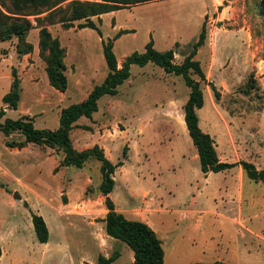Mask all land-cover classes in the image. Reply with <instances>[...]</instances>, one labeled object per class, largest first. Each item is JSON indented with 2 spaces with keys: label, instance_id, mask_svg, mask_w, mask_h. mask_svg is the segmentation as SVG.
<instances>
[{
  "label": "rangeland",
  "instance_id": "obj_1",
  "mask_svg": "<svg viewBox=\"0 0 264 264\" xmlns=\"http://www.w3.org/2000/svg\"><path fill=\"white\" fill-rule=\"evenodd\" d=\"M122 1L120 10L100 16V21L93 18L101 35L91 29L78 31L80 22H75L72 30L60 24L50 26L66 50L69 86L64 94L50 85L38 49L29 57V69L23 72L17 58L3 56L8 42L0 41V110L16 69L20 72V103L6 117L17 120L31 114L37 129L55 130L63 109L84 101L96 85L103 83L108 68L100 37L106 41L120 37L114 48L118 59L143 53L152 39L158 51L173 45L174 62L180 64L205 23L206 45L195 60L220 98H215L209 84L201 83L205 104L198 116L202 129L210 131L223 162L246 161L264 169V16L259 9L264 0ZM125 31L129 33L120 36L119 32ZM38 34V29L32 30L29 41L36 44ZM176 40L186 46L177 48L173 44ZM103 66L105 70L93 78H84L83 86L76 85L71 70L87 76L91 68L101 70ZM32 74L35 82L30 80ZM192 77L199 80L197 75ZM118 90L116 96H103L99 111L91 118H80L83 126L71 133L78 147H82L80 140H98L104 134L113 139L121 134L113 140L111 155L113 163H125L117 168L118 183L112 192L117 208L126 214L133 208L150 210L145 216L163 240L165 264H212L221 258L227 264H264V241L247 232L264 235V182L250 180L241 167L212 173L206 179L186 125L184 128L168 115L183 110L189 99L190 88L183 77L168 74L154 64L133 65L131 77ZM116 120L122 124H115ZM113 129L117 130L115 136L110 134ZM18 138L14 135L12 140ZM6 141L0 132V252L7 250L0 264L96 263L103 249L110 256L120 253L113 264L134 263L133 251L125 243L108 244L102 238L105 204L95 203V212H86L83 204L68 206L67 196L60 193L70 185V178L75 179L77 192L90 175L101 184L98 160H90L83 169L71 167L55 174L53 159L33 144L26 150L10 151ZM124 170L131 172L133 187L158 190L155 201L149 198L146 202L141 197L131 200L122 180ZM32 213L46 221L49 245L38 241ZM90 214L97 222L96 229L82 217Z\"/></svg>",
  "mask_w": 264,
  "mask_h": 264
},
{
  "label": "trees",
  "instance_id": "obj_2",
  "mask_svg": "<svg viewBox=\"0 0 264 264\" xmlns=\"http://www.w3.org/2000/svg\"><path fill=\"white\" fill-rule=\"evenodd\" d=\"M149 1L158 0H136L133 3ZM65 2L68 3L63 6ZM121 4H124L122 0H102V2L91 0H0V41L16 39L18 55H28L34 50L33 44L28 39L29 35L32 30L38 29L39 55L46 63L50 85L59 92L65 93L68 89L65 64L66 50L62 47L59 38L52 35L49 27L60 24L68 30L75 27V22H80L77 25L78 29H93L101 35L93 18H99L100 21V16L120 10L119 5ZM259 9L264 16V2L260 4ZM30 18H33L35 23ZM119 33L122 36L129 32ZM118 38L119 36L116 39ZM206 39L207 30L204 23L197 40L189 45L190 52L184 56V60L180 64L174 62L176 54L174 50L158 51L151 40L143 53L134 52L128 56L121 68L118 67L114 52L115 39L102 40L104 58L108 68L107 77L101 85H96L90 91L84 101L70 105L61 111L60 125L56 130L37 129L32 118L28 116L17 120L6 118L5 110H0V132L6 138L13 133L22 134L25 138L21 142L7 140L8 147L22 149L28 144H34L40 147L57 148L64 154L60 163L62 167L83 168L90 159H96L101 163L102 182L99 186V192L105 196L104 204L108 211L104 220L105 230L108 236L125 243L133 251V264H165L163 243L148 224L127 219L118 212L114 202L109 197L116 184L114 180L115 171L123 165V162L112 163L98 145L84 151H78L73 144L71 131L78 127L76 122L81 117L91 118L94 113L98 112V102L103 96L118 94L119 86L131 76L132 65L144 67L152 63L161 67L168 74L182 76L190 88L189 99L184 105V121L197 149L202 173H219L240 165L250 180L264 182V169L258 170L253 164L246 161L222 162L216 151L213 138L200 127L198 111L205 104L201 83L209 84L215 98H220V93L216 87L207 82L200 62L195 60L198 51L206 44ZM192 74L197 75L199 80H194ZM12 75L14 78L12 88L3 97V102L8 105V108L15 110L18 108L20 100V80L15 69ZM123 155L126 158V150ZM32 222L38 241L43 244L48 243L50 232L43 217L32 213ZM118 257L119 253H115L109 258L100 255L97 264H112ZM212 264L227 263L215 262Z\"/></svg>",
  "mask_w": 264,
  "mask_h": 264
},
{
  "label": "crops",
  "instance_id": "obj_3",
  "mask_svg": "<svg viewBox=\"0 0 264 264\" xmlns=\"http://www.w3.org/2000/svg\"><path fill=\"white\" fill-rule=\"evenodd\" d=\"M110 14V13H109ZM201 15H202V12H201V14H200V18H201ZM51 27H49V30L51 31ZM77 29V28H76ZM87 29H89V28H86V29H79L78 31H85V30H87ZM68 30H72V29H68ZM91 30H93V29H91ZM125 35V34H124ZM123 35V36H124ZM56 37H58L59 38V35H57ZM120 38V37H119ZM100 40L102 41V40H105L106 41V39L105 38H103V37H100ZM152 41H153V44H154V47H155V49L157 48V43H156V41L154 40V39H152ZM196 41V38H194L193 39V42H195ZM1 42H8V46H6V47H4L3 49H2V54H3V56L5 57V58H8V59H11V60H14L15 58H17L18 59V61H19V70H20V68L21 69H23L24 71L23 72H25V70H26V72H27V70L29 69V67L27 66L28 64H29V57H31V54L33 53V52H35V51H37V49H38V51H39V35H38V41H37V43L36 44H33L31 41V43L33 44V46H34V50H33V52L31 53V54H28V55H24V56H19L18 55V53H17V50H16V43H17V41H16V39H13V40H10V41H1ZM117 42V39H115L114 40V48H115V43ZM150 42V40L147 42V44ZM192 42V43H193ZM173 44H175L174 46H178L177 48H179V49H183L184 48V46H186L185 44H184V42H179V41H175ZM206 45V44H205ZM205 45L202 47V48H204L205 47ZM146 47V46H145ZM6 48H8V50L6 49ZM201 48V49H202ZM167 50H174V48H173V45H169V47H168V49ZM167 50H163V51H167ZM175 51V50H174ZM39 53V52H38ZM130 56V55H129ZM128 57V56H127ZM127 57H124V58H122V59H118L117 58V61H118V67L119 68H121V66H122V64H123V62L125 61V59L127 58ZM122 63V64H121ZM149 64H152V63H149ZM148 64V65H149ZM133 66V65H132ZM132 66H131V68H132ZM147 66V65H146ZM145 67V66H144ZM16 70V69H15ZM67 70H68V67H67V65H66V75H67ZM91 71L90 72H88L87 73V76H86V73H84L83 71H81V73L80 72H77L75 69H73V70H71L72 71V74L73 75H76V85L77 86H79V87H81V86H83V80H84V78L86 79L89 75H90V77H94L99 71H104L105 70V68H104V66L102 67V69L101 70H96L94 67L93 68H91L90 69ZM17 71V76H18V78H19V76H20V72L18 71V70H16ZM45 71H46V67H45ZM47 73V72H46ZM102 74H104V73H102ZM107 75H108V72H107V74L106 75H103V81L105 80V78L107 77ZM48 76V75H47ZM105 76V77H104ZM36 76L34 75V74H32L31 75V77H30V80L32 81V82H35V80H36V78H35ZM67 77H68V75H67ZM131 77V76H130ZM50 83V82H49ZM68 86H69V78H68ZM54 88V87H53ZM68 90V89H67ZM58 91V90H57ZM67 92V91H66ZM65 92V93H66ZM118 92H119V90H118ZM90 93V92H89ZM64 94V93H63ZM110 96H112V95H110ZM114 96H116V95H114ZM64 97V96H63ZM100 101V100H99ZM19 103H20V100H19ZM172 104V103H171ZM6 105L7 104H5L4 105V107H3V109L5 110V112H6V115L8 114V112H9V110H11L10 108H8V106L6 107ZM18 107H19V104H18ZM99 107V106H98ZM173 107H174V105H173ZM112 108V107H111ZM18 109V108H17ZM98 111H99V109H98ZM168 115H169V117H174V118H176L179 122H180V124L185 128V121H184V106H183V110H181L180 112L178 111V109H176V112L175 113H172V112H168ZM24 116H28V117H30V118H32V120H33V123H34V117L35 116H31V114H25ZM24 116H22V117H24ZM6 117V116H5ZM7 118V117H6ZM82 118V117H81ZM79 121V120H78ZM76 122V126H78L77 128H80L81 126H83V125H81V124H79V122ZM119 123H121L122 124V122L120 121V120H116L115 121V124H119ZM34 125H35V123H34ZM200 127L202 128V126H201V123H200ZM74 129H76V128H74ZM73 129V130H74ZM56 130V129H55ZM72 130V131H73ZM114 130V133H110L112 136H115L116 135V129H113ZM203 130V129H202ZM72 131H71V133H72ZM188 131V130H187ZM204 131V130H203ZM126 132V131H125ZM205 133H208V134H210L209 132L210 131H204ZM120 133H123V131H120ZM14 135H19V137H21V138H18V140L16 141V142H21V141H24V136L22 135V134H19V133H13L10 137H7V140H9V141H12V142H14L15 140H12L13 138H14ZM211 135V134H210ZM119 137H121V134H120V136H118V137H115V138H113V139H110L109 138V136H107V134H104V135H100V137H98L99 139L98 140H93V141H89V142H83V141H79V143H81V146L82 147H78L77 145H76V143L74 142V140L72 139V141H73V144H74V146H75V148L78 150V151H84V150H86V149H89V148H92V147H94V146H96V145H98L100 148H102L103 150H104V153H105V156L107 157V159H109L111 162H112V153H113V144H114V141L113 140H116V139H118ZM211 137H212V135H211ZM72 138V137H71ZM123 139H125V138H123ZM111 142H113L112 144H111ZM84 143V144H83ZM30 145H32V144H28L26 147H24V148H22V149H18V148H10V151H12V150H26V149H28L29 147H30ZM34 145V144H33ZM88 145H90V146H88ZM35 146V148L37 149V150H39L44 156H46L47 158L49 157V158H52L53 159V172L55 173V174H57V173H60L61 172V170H66V171H69L70 169H71V167H74V166H69V167H62V166H60V163H61V161L63 160V158H64V154H63V152L61 151V150H58L57 148H52V147H40V146H37V145H34ZM130 146V144H128V146H127V148H130L129 147ZM126 147V146H125ZM128 159V155L126 156V158H124V160H127ZM90 160H92V159H90ZM90 160H88L86 163H85V165H84V167L83 168H85L86 167V164L90 161ZM222 161V160H221ZM120 162V161H119ZM123 162V161H122ZM223 162V161H222ZM240 162V161H239ZM113 163V162H112ZM236 163V162H235ZM101 164V163H100ZM115 164V163H114ZM125 166V163L123 162V165H122V167H124ZM101 167V166H100ZM236 167H241L240 165H238V166H235L234 168H236ZM83 168H79V169H83ZM234 168H232V169H229V170H225V171H222V172H226V171H231V170H233ZM242 168V167H241ZM243 169V168H242ZM56 170V171H55ZM117 170L118 169H116V171H115V174H114V180H115V187H116V185H117V183H118V180H117V176H116V174H117ZM212 174V172H209V173H207V174H205V176H206V179H208V177H209V175H211ZM122 180H123V183H124V188H125V191L126 190H128L129 189V191H130V199L131 200H134V199H136V198H139V197H141V198H143V200L144 201H148L149 200V198H150V200L151 201H155V199H156V196H158L159 195V191L158 190H151V189H146V188H142V189H138V188H136V187H133L132 185H133V183H132V178H131V172L129 171V170H124V172L122 173ZM208 176V177H207ZM136 180H137V178L136 177H134ZM139 179H140V177H138ZM75 179L73 178V179H71L70 178V180H69V183H70V185L68 184V185H65V190H64V192H63V190H60V193H63L64 195H66L67 196V198H68V201H69V203H68V206H70V205H72V204H75V203H80V204H83L85 207H86V209H85V211L87 212V210H91V212H95V210H93L92 211V207H93V205L95 204V203H97V204H100L101 203V205L104 207V201H105V196L104 195H102L100 192H99V186L101 185V184H99L98 185V183H96L95 182V180L93 179V177H92V175H90L89 177H86L85 179H84V181H83V183H82V185L80 186V189H79V192H77L76 191V187L73 185V183L75 182L74 181ZM132 185H131V184ZM93 187H94V189H95V191H93L92 189H93ZM114 191V190H113ZM78 193V194H77ZM109 197L112 199V193L109 195ZM20 199H22V201H24V203H27V204H29V202L26 200V199H23L22 197L20 198ZM112 201H113V199H112ZM114 202V201H113ZM115 203V202H114ZM116 206V205H115ZM116 210L118 211V212H120V213H122L127 219H130V220H138V221H142V222H144V223H146V224H148L154 231H155V233L157 234V236L159 237V235H158V233H157V231L155 230V228L153 227V225H152V223H151V221H149L148 219H147V217L145 216V213H147V212H149L150 210H148V209H136V208H133V209H131L129 212H127V214L126 213H123L122 211H120L118 208H117V206H116ZM107 209H105V214H104V216L102 217V222H101V226H102V228H103V233H102V238H103V240L106 242V243H108V244H118V243H120L121 241H119V240H116V239H114V238H112V237H110V236H108L107 235V233H106V230H105V217H106V214H107ZM92 214H90V216H82V217H84V218H86L87 219V221H88V223H90L89 225L91 226V227H93L94 229H96V225H97V222H96V220H95V218L93 217V216H91ZM130 216V217H129ZM78 217H80V216H78ZM90 217V218H89ZM44 219V218H43ZM46 222V221H45ZM47 224V223H46ZM244 229H246V231L248 230V228H244ZM50 232V231H49ZM247 232H249L250 234H252V235H254L255 237H257V238H259V239H262L263 241H264V235H261V234H257V233H253V231L252 230H248ZM221 236H222V234H221ZM160 238V237H159ZM160 240L162 241V243H163V240H162V238H160ZM43 244V243H42ZM164 244V243H163ZM0 245L2 246V243L0 242ZM45 245H49V243H46ZM175 244H173L172 245V247L174 246ZM171 247V248H172ZM164 248V247H163ZM174 248V247H173ZM172 248V249H173ZM176 248V247H175ZM106 249H103V252H100V254H99V256L100 255H102V256H104V257H106V258H109V257H111L109 254H104V252H106L105 251ZM5 252H7V250L6 249H3L2 248V251L0 252V257L1 258H3V256H4V254H5ZM119 253V252H118ZM99 256H98V258H99ZM119 256H120V253H119ZM98 258H97V262L95 263V262H91V263H89V264H97L98 263ZM119 258V257H118ZM117 258V259H118ZM116 259V260H117ZM115 260V261H116ZM134 260V259H133ZM165 260H166V258H165V254H164V263H165ZM114 261V262H115ZM215 262H223V259L221 258V259H218L217 261H215ZM113 264V263H112Z\"/></svg>",
  "mask_w": 264,
  "mask_h": 264
},
{
  "label": "water",
  "instance_id": "obj_4",
  "mask_svg": "<svg viewBox=\"0 0 264 264\" xmlns=\"http://www.w3.org/2000/svg\"><path fill=\"white\" fill-rule=\"evenodd\" d=\"M15 198H19V196L18 195H15Z\"/></svg>",
  "mask_w": 264,
  "mask_h": 264
}]
</instances>
